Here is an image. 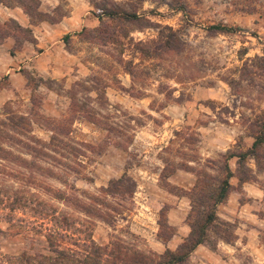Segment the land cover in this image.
Segmentation results:
<instances>
[{"label": "rangeland", "instance_id": "rangeland-1", "mask_svg": "<svg viewBox=\"0 0 264 264\" xmlns=\"http://www.w3.org/2000/svg\"><path fill=\"white\" fill-rule=\"evenodd\" d=\"M4 1L15 6L0 5V62L21 61L8 66L26 87L0 106V146L12 153L0 159V264H17L24 253L53 256L56 231L63 234L56 249L69 251L74 264L93 261L96 247L157 262L176 252L191 233L198 183L217 185L225 158L264 136V0H106L136 11L127 23L100 18L105 0H37L38 8L25 0L36 23L55 24L76 10L55 78L24 62L36 40L7 9L31 18L19 0ZM14 118L19 130L2 135ZM25 145L45 157L33 159ZM258 153L242 163L231 158L232 189L217 208L224 225L184 264H264V144ZM17 157L26 163H13ZM22 200L49 203L77 225L59 228Z\"/></svg>", "mask_w": 264, "mask_h": 264}, {"label": "trees", "instance_id": "trees-1", "mask_svg": "<svg viewBox=\"0 0 264 264\" xmlns=\"http://www.w3.org/2000/svg\"><path fill=\"white\" fill-rule=\"evenodd\" d=\"M104 2H105L104 4L97 5V6L102 7L101 9L102 13H101L100 18L105 17L106 19H109L112 21L113 20L120 21L123 23L131 22L135 19H138V15L136 11H133V9L129 10L120 5L117 7L110 8L106 5L107 3L106 0ZM17 3H19V7L23 8L26 15H28L31 18L32 24H38V22L36 23L33 21L35 12L32 7L34 6L32 5L31 7L30 3L25 0H19V2ZM0 5H5V7L8 6L9 8H12L15 6L14 4L7 5V3H5L4 0H0ZM35 7L37 8L39 7V2L37 0L35 2ZM59 21H56V22H59ZM17 27L19 29L23 28L20 25H17ZM101 27H104L103 24ZM213 29H216V30L220 29L222 32L229 30L223 27H213ZM22 30L27 31L28 33L32 35L31 29L23 28ZM89 31L90 30L88 29H84L83 33H80V34L86 36ZM100 31L101 33H103L102 29H100ZM232 31L233 30H231V32ZM9 34H7L8 38L11 37V35ZM69 40H72L71 35L66 36L65 43H68ZM1 45L2 43L0 41V46ZM147 46L141 47V50L143 51L145 56L150 57L151 47L149 48ZM128 72L132 76L134 75L133 69H128ZM78 86H81V84H78ZM76 107L80 110H84L83 107L77 106V104H76ZM19 127L20 126L18 125V122L15 121V118H14L10 122L9 128H7V125H6V130L5 132H3L2 135H8L10 134V132L15 133V131L17 132L19 130ZM260 135L261 137L257 139V142L252 146V149L248 151L247 153H244L238 156L234 154L233 155L229 154V156L225 158V164L223 168V174L225 176H223L222 179L218 178L217 185H214V182L205 183V185L201 184V182L198 183V185L194 189V192H192L194 193L192 194V197H191L192 210L188 216L189 217L188 222L191 228V233H190V236L186 238L184 242L180 245V247L178 248L176 252L167 250L163 255L159 257V260L157 262L155 260V257L152 255H147L142 252L133 251V250H126V249L123 250L124 249L123 247H121V249L119 247L112 248V249L96 247L94 251L93 261L89 263L85 262V264H103L105 262H107V264H184L188 260L190 255L198 249V247H200L201 245L207 244L209 242L208 240L209 233L213 231L212 228L218 229L217 224H221V225L223 224V223H217V221L219 220L218 214H217V208L219 205L227 201L230 195L231 189H232L230 180L233 177V172L230 168L229 161L231 160V158H234V157L239 158L240 163L245 162L247 158L249 157H252L255 159L259 158L258 149H260L261 146H263L264 144V136L262 134ZM4 139H5L4 137H0V141H3ZM55 141L56 139H54V142ZM42 144H43V148L45 146H47L48 149L52 148L51 145H46L45 143H42V142H40V145L38 144L37 145L40 148ZM25 146H27L26 150L29 152V154H31L33 159L45 157V154H42L40 152V149L36 145L35 146L25 145ZM10 156H12V153L6 149H3L0 146V159L7 161L9 160ZM15 160L16 161H12V162L16 164L26 163V160H24L22 157L21 158L17 157L15 158ZM28 162L31 165L35 164L32 161H28ZM208 178L210 181H213L212 177L208 176ZM117 183H119V181L116 182V185H118V189H116L115 191L120 192L119 191L120 188L122 190L123 187L122 186L120 187L119 184ZM108 191H111V190H108ZM197 193H198V196H195V194ZM17 202H20V201H17ZM17 202L15 200V202H13L10 205L12 211H15L16 208H18L20 203L18 204ZM34 204L36 203H34L33 201H29V200L21 201V205L22 207H24L25 210L34 211V214L36 216H42L46 220L48 219L52 220L55 223V225H57L59 228H64L65 230H67V229H73L76 227L77 224L73 221V219H70L66 216L58 217L57 211L56 209H54L53 205L42 202V203L36 204V207H35ZM82 208L86 209V205H84ZM82 233H84V231H82ZM62 235H63L62 233L60 234L59 232L56 231L55 237L53 239H50L51 251L54 254L53 256H47L44 254L33 256V255H29L28 253L27 255L26 253H24L21 257H19V259H17V264H32L35 261H38L37 264H46V262H49V261H54L55 264H62V263L66 264V262H71V264H74V261L71 260L69 257V251L60 250V248L56 249V247H58L57 240ZM87 236L88 234L85 236V239L87 238L90 243L94 244V241H92V238H90L89 236L87 237ZM74 242H77V240H75ZM72 258L74 257L72 256Z\"/></svg>", "mask_w": 264, "mask_h": 264}, {"label": "crops", "instance_id": "crops-1", "mask_svg": "<svg viewBox=\"0 0 264 264\" xmlns=\"http://www.w3.org/2000/svg\"><path fill=\"white\" fill-rule=\"evenodd\" d=\"M17 10L18 9H14V11H10L7 9L12 18L17 20L22 26L32 30L36 40L34 47L32 46L33 52L27 56L28 61L24 60V62L30 63L33 61L32 68L36 69L40 76L53 78L57 77L60 75V67L62 66L57 53L61 50L64 51L62 49L64 48V39H62V36H67L76 29V25L71 23L72 20L75 19L74 16L76 14V10H73L69 16L63 18L55 24L46 22L32 24L27 16L23 17L21 13L19 14L20 17L16 16L15 12ZM83 22H85V20H83ZM33 55L36 56L33 58ZM69 56L71 57V55ZM22 57H18V61L22 59ZM12 63H15V67H18L22 62L19 61L17 63L15 60L6 64L0 62V106L10 101L15 92L21 89L23 90L26 87L25 83L22 81L20 73L15 72L14 75H11V71L15 69L10 68L8 65L10 64L12 66ZM29 63L28 67L30 65ZM65 70L72 71L73 68L71 65H68L64 67V71ZM5 76L8 78V86H6L7 79Z\"/></svg>", "mask_w": 264, "mask_h": 264}]
</instances>
